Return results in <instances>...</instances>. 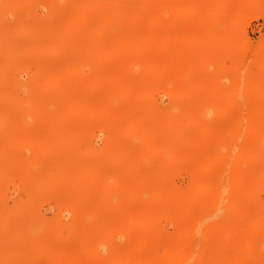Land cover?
<instances>
[{"label":"rangeland","instance_id":"rangeland-1","mask_svg":"<svg viewBox=\"0 0 264 264\" xmlns=\"http://www.w3.org/2000/svg\"><path fill=\"white\" fill-rule=\"evenodd\" d=\"M262 107L264 0H0V264H264V178L212 202Z\"/></svg>","mask_w":264,"mask_h":264},{"label":"bare ground","instance_id":"bare-ground-1","mask_svg":"<svg viewBox=\"0 0 264 264\" xmlns=\"http://www.w3.org/2000/svg\"><path fill=\"white\" fill-rule=\"evenodd\" d=\"M157 6H159L158 4H156ZM160 7V6H159ZM107 9V8H106ZM95 11V10H94ZM103 11H104V9H103ZM118 11H120V10H118ZM105 17V16H104ZM151 17V16H150ZM153 18V17H152ZM118 19V18H117ZM115 21V20H114ZM107 23H108V21H106ZM129 23V22H128ZM127 23V24H128ZM125 24H126V21H125ZM138 25V24H137ZM131 27V26H130ZM136 27V26H135ZM118 28V27H117ZM128 28V27H127ZM146 28V27H145ZM131 32V30H128V32ZM47 32V31H46ZM138 32H139V30H138ZM45 33V32H44ZM134 34V33H133ZM152 34V33H151ZM127 35V34H126ZM74 36V35H73ZM129 36V35H128ZM148 36V35H147ZM125 37V36H124ZM142 37V36H141ZM129 38H131V36H129ZM12 39V38H11ZM133 39V38H132ZM139 39H140V37H139ZM125 40V41H124ZM134 40V39H133ZM123 41L124 42H126V39H123ZM130 41V40H129ZM146 41H147V39H146ZM10 42V41H9ZM141 42H142V39H141ZM145 42V41H144ZM108 43V42H107ZM120 43V42H119ZM115 44V43H114ZM125 44V43H124ZM127 44H129V43H127ZM133 44V43H132ZM131 44V45H132ZM143 44V43H142ZM146 44V43H145ZM121 45V44H120ZM122 46V45H121ZM128 49V48H127ZM126 49V50H127ZM141 49V48H140ZM119 50V49H118ZM122 50V49H121ZM120 50V51H121ZM122 51H124V50H122ZM113 54V53H112ZM117 55H118V52H117ZM142 57V56H141ZM124 59H126V58H124ZM134 59V58H133ZM112 60V59H111ZM122 60V59H121ZM89 61V60H88ZM119 63V62H118ZM127 64V63H126ZM137 65V64H136ZM119 66V65H118ZM161 71H162V69H161ZM117 72H118V70H117ZM115 74H116V72H115ZM114 75V74H113ZM120 75H121V73H120ZM246 77V76H245ZM248 79H249V77H247ZM246 80V79H245ZM251 80V79H250ZM254 81V80H253ZM256 82V81H255ZM258 82V81H257ZM259 82H260V80H259ZM64 87V86H63ZM256 88V87H255ZM253 89V88H252ZM60 90V89H59ZM246 90V89H245ZM256 90V89H255ZM233 91V90H232ZM262 91V90H261ZM247 92V91H246ZM66 94V93H65ZM254 95V94H253ZM261 96V95H260ZM6 97V96H5ZM248 108H251V106L250 107H248ZM262 108H264V107H262ZM102 109H103V107H102ZM237 109V108H236ZM101 110V109H100ZM154 110V109H153ZM243 111V110H242ZM254 111V110H253ZM154 113V112H153ZM249 113H251V112H249ZM100 114V113H99ZM253 114V113H252ZM155 115V114H154ZM156 115H157V112H156ZM161 115V114H160ZM160 115H158V116H160ZM167 115V114H166ZM157 116V117H158ZM163 116V115H162ZM241 116V115H240ZM250 117V116H249ZM108 118V117H107ZM252 119H253V117H251ZM159 119H162V118H159ZM252 119H250V120H252ZM249 120V119H248ZM255 120V119H254ZM163 121V120H162ZM253 121V120H252ZM251 121V123L250 122H248V124H247V127L248 128H253L252 130H254V131H256L255 129H257V131H258V135H256V136H251L252 135V133H251V131H250V133H251V135H250V133L249 134H247V133H244V134H246V136H242V138L244 137V140H243V142L241 141V145H240V149H238V150H240V151H238L239 152V154L238 155H241V154H243V155H246V157L248 156V157H264V126H259V125H257L256 124V122L255 121H253L252 122ZM255 122V123H254ZM233 123V122H232ZM259 123V122H258ZM262 124H264V123H262ZM240 124L238 123L237 124V122L236 123H233L231 126V128H232V130H233V132L234 131H237V129L239 128L238 126H239ZM168 126V125H167ZM204 127V126H203ZM220 127H221V125H220ZM259 127V128H258ZM162 128V127H161ZM160 128V129H161ZM163 128H165V127H163ZM215 128H216V126H215ZM219 128V127H218ZM180 129V128H179ZM200 129V128H199ZM240 129V128H239ZM218 130V129H217ZM159 134H160V132H159ZM163 134V133H162ZM213 134V133H212ZM161 135V134H160ZM208 135V134H207ZM214 136H215V134H214ZM230 136H231V134H230ZM204 137V136H203ZM202 137V138H203ZM208 137V136H207ZM221 137V136H220ZM219 137V138H220ZM218 137H217V139H219ZM235 138V137H234ZM176 139V138H175ZM191 139H193V138H191ZM190 139V140H191ZM213 139V138H212ZM224 139V138H223ZM161 140V139H160ZM160 140H156V142L158 141H160ZM194 140V139H193ZM221 140V139H220ZM177 141V140H176ZM223 141V140H222ZM222 141H220V144L222 143ZM230 141V140H229ZM157 142V143H158ZM160 142H162V141H160ZM159 142V143H160ZM173 142H175V141H173ZM180 142V141H179ZM217 142V141H216ZM231 142V141H230ZM170 144V143H169ZM236 144H237V142H236ZM159 145V144H158ZM164 145H166V144H164ZM163 145V146H164ZM168 145V144H167ZM167 145L165 146V147H167ZM169 146V145H168ZM214 146V145H213ZM170 147H171V145H170ZM154 148V147H153ZM201 148V147H200ZM200 148H199V150H200ZM206 148V147H205ZM167 149H169V148H167ZM231 149V151L232 150H234V148L232 147V148H230ZM142 151V150H141ZM185 151V150H184ZM188 151V150H187ZM194 151V150H193ZM212 151V150H211ZM213 151H214V149H213ZM202 152V151H201ZM200 152V153H201ZM237 151H235V153H236ZM237 152V153H238ZM139 154V153H138ZM144 154V153H143ZM164 154H165V151H164ZM214 154V153H213ZM216 154H217V152H216ZM140 155V154H139ZM210 155V154H209ZM127 156V155H126ZM125 156V157H126ZM142 156V155H141ZM194 156H196V155H194ZM134 157V156H133ZM208 157V156H207ZM211 157V156H210ZM196 158V163H198V164H200V162H201V155H197V157H195ZM210 160H211V158H209ZM131 160H132V158H131ZM133 161V160H132ZM209 161V160H208ZM213 162V161H212ZM229 162V161H228ZM202 163V162H201ZM216 163V162H215ZM233 164L232 165H230V177H229V179L227 180V181H225V182H222V183H216V184H214V187H215V192H216V194H217V196L213 199V201L212 202H215V204L218 206V204L219 203H221V200H222V197H223V195L227 192V191H229V190H233L237 185H238V181H241L242 179H248V183H247V191H250L251 192V190H254L255 188H257V187H259L258 185H259V182L261 181V179L262 178H264V164H262V168H260L259 170H256V171H246V170H244L243 168H242V165H241V163L239 164V163H234V161L232 162ZM230 164V163H229ZM203 165V164H202ZM211 166H212V164H211ZM214 167H215V164L213 165ZM250 166V165H249ZM251 167H252V165H251ZM212 168V167H211ZM216 168V167H215ZM249 168V167H248ZM254 168V167H253ZM130 169V168H129ZM213 169V168H212ZM250 169V168H249ZM120 171V170H119ZM130 172H131V169L129 170ZM153 171V170H152ZM158 171H159V168H158ZM209 171V168H208V170H207V172ZM229 171V170H228ZM112 172V171H111ZM118 172V171H117ZM121 172V171H120ZM119 172V173H120ZM120 175H121V173H120ZM207 175V174H206ZM24 176V175H23ZM112 176V174L109 176V177H107L106 178V180H108V183H107V185L106 186H110L109 184H110V177ZM200 176H201V174H200ZM116 177H119V176H116ZM146 177V176H145ZM121 179H122V177H120ZM117 180V179H116ZM123 180V179H122ZM155 180V179H154ZM219 182V181H218ZM204 183V182H203ZM105 184V183H104ZM80 188H78V189H76L75 190V192L77 191L78 192V190H79ZM71 190H72V188H71ZM70 190V191H71ZM244 190H245V188H244ZM246 191V190H245ZM65 192V191H64ZM74 192V193H75ZM76 192V193H77ZM73 193V192H72ZM79 193V192H78ZM193 194V193H192ZM251 194V193H250ZM72 194H70L68 197H70ZM76 196H78L77 194H75ZM80 196H82L81 194H79ZM88 195V194H87ZM196 195V194H195ZM198 195V194H197ZM183 196H185V194L183 195ZM188 196V195H187ZM189 196H190V193H189ZM188 196V197H189ZM193 196H194V194H193ZM192 196V197H193ZM241 196V195H240ZM84 197H86V195L84 196ZM83 197V198H84ZM187 197V198H188ZM191 197V196H190ZM198 197H199V195H198ZM80 198V197H79ZM196 198V197H195ZM210 198V197H209ZM64 199V198H63ZM66 199V201L65 202H63V204L67 207V208H70L71 210L73 209V210H76L78 207H80L79 205V203H78V201H74V199L73 198H71L70 200L68 199L67 200V198H65ZM78 199V197H76V200ZM192 199V198H191ZM201 199H203L202 197H201ZM248 199V198H247ZM182 200V199H181ZM194 200H196V199H194ZM209 200V199H208ZM83 201V200H82ZM81 202V201H80ZM174 202V201H173ZM200 202V201H199ZM210 202H211V200H210ZM223 202V201H222ZM84 203V202H83ZM202 204V203H201ZM205 204V203H204ZM222 204V203H221ZM63 205V206H64ZM214 205V204H213ZM207 206V205H206ZM212 206V205H211ZM199 207H201V206H199ZM198 207V208H199ZM244 207V206H243ZM66 208V209H67ZM83 207L81 206V209H82ZM208 208V207H207ZM92 209V208H91ZM128 209V208H127ZM162 209V208H161ZM72 210V211H73ZM244 210V209H243ZM130 211V210H129ZM198 211V210H197ZM218 211H219V208H218ZM245 211V210H244ZM162 212V211H161ZM239 213V212H238ZM93 214H94V212H93ZM128 214V213H127ZM220 214V213H219ZM240 214V213H239ZM98 215V214H97ZM196 215V214H195ZM225 215V214H224ZM229 215L230 214H228V217H229ZM249 218V223L252 225V224H255V218H252V216L251 215H249V214H246ZM197 217H195L196 219H194V222H192V220H191V223H192V226H191V229L194 231V232H201L202 230H205L206 228H209L210 226H215V224L218 222V220L217 219H221L222 221V227H221V225H217L218 227H217V229H218V233H219V235H218V237H219V241H221L222 243H224V242H226V236H228L227 234L229 233V232H231L232 231V228L230 227V223H229V221L230 220H223L222 218H220V216L217 214V212H216V210L215 209H206V208H201V210L199 211V213H198V215H196ZM226 217H227V215H225ZM240 216V215H239ZM123 218H124V216H123ZM236 218H238V217H236ZM244 218H246V217H244ZM129 219V218H128ZM146 220V219H145ZM232 220V219H231ZM237 220V219H236ZM246 220V219H245ZM32 221V220H31ZM129 221V220H128ZM233 221V220H232ZM35 222H37V221H35ZM135 222V221H134ZM38 223V222H37ZM115 223V222H114ZM120 224H121V222H120ZM119 224V225H120ZM150 224H151V222H150ZM189 224H190V222H189ZM124 225H126V224H124ZM35 226V225H34ZM45 226V225H44ZM48 226V225H47ZM123 226V225H122ZM147 226V225H146ZM234 226V225H233ZM33 227V226H32ZM187 227H189V225H187L186 226V228ZM221 227V228H220ZM59 228V227H58ZM109 228V227H108ZM110 229V228H109ZM188 229V228H187ZM189 229H190V227H189ZM188 229V230H189ZM190 229V230H191ZM210 229H211V227H210ZM209 229V230H210ZM44 230H45V228H44ZM51 230V229H50ZM66 230V229H65ZM88 230H90V229H88ZM104 230V229H103ZM127 230V229H126ZM154 230V229H153ZM180 230H181V228H180ZM56 231H57V229H56ZM91 231V230H90ZM105 231V230H104ZM121 232H122V230H120ZM192 231V232H193ZM207 231V230H206ZM214 231H215V229H214ZM93 232V231H92ZM110 232V231H109ZM142 232V231H141ZM212 232V231H211ZM95 233V232H94ZM104 232H102L101 234H103ZM154 233V232H153ZM207 233V232H206ZM232 233V232H231ZM91 234V233H90ZM105 234V233H104ZM122 234V233H121ZM215 234H216V236H217V232H215ZM262 234H264V231H262ZM261 234V237H262V239H264V235H262ZM83 235H84V233H83ZM100 235V234H99ZM109 235V234H108ZM197 235V234H196ZM134 236V235H133ZM157 238H158V236H156ZM106 238V237H105ZM139 238V237H138ZM63 239V238H62ZM260 240H261V238L259 237H256L255 239L253 238V237H249V236H247L246 234H242V233H238L237 234V243H238V245L240 246V251H241V249H245V247H248L249 245H251V246H254V248H256L257 250L259 249V247H260ZM100 241V240H99ZM206 241V240H205ZM103 242V241H102ZM106 242V241H105ZM209 242V241H208ZM213 243H214V241H212ZM107 243V242H106ZM143 243H144V241H143ZM201 243V242H200ZM221 243V244H222ZM205 243H203V245H202V243H201V247L203 248V246H205L204 245ZM218 244V243H217ZM51 245V244H50ZM55 245V244H54ZM67 245V244H66ZM133 245V244H132ZM208 245V244H207ZM220 245V244H219ZM234 245V244H233ZM70 246H71V244H70ZM160 246V245H159ZM214 246V245H213ZM226 246V245H225ZM58 247V246H57ZM65 247V246H64ZM206 247V246H205ZM207 248V247H206ZM251 248V247H250ZM218 249V248H217ZM50 250V249H49ZM55 250V249H54ZM60 250V249H59ZM92 250V249H91ZM126 250H129V248L127 247V249ZM176 250V249H175ZM174 250V252H176ZM205 250V249H204ZM94 251V250H93ZM93 251H92V253H93ZM117 251V250H116ZM115 251V252H116ZM125 250H123V252H124ZM240 251H237V253H235L234 254V257L232 258V260L234 261V260H236L237 258H239V260H240V257H238L239 255H240ZM114 252V255L116 254ZM126 252H128V251H126ZM166 252L168 253V251L166 250ZM171 252V251H170ZM173 252V251H172ZM204 252V251H203ZM203 252H201L200 251V253H203ZM53 253V252H52ZM92 253H88V255L89 254H92ZM98 253V252H97ZM129 253V252H128ZM205 253V252H204ZM242 253V252H241ZM262 253H264V252H262ZM127 254V253H126ZM134 254V253H133ZM133 254H132V250H131V252H130V255H128L127 254V256L128 257H130V256H132L133 257ZM181 254H182V252H181ZM185 254V253H184ZM184 254H182V255H184ZM188 254V253H187ZM210 254V253H209ZM66 255V254H65ZM124 254H122V250H121V255H119V257L120 256H123ZM135 255V254H134ZM145 255H146V253H145ZM170 256H171V253L169 254ZM168 255V256H169ZM189 255V254H188ZM197 255V254H196ZM201 255V254H200ZM203 255V254H202ZM202 255H201V257H202ZM215 255V254H214ZM242 255V254H241ZM63 256V255H62ZM127 256H126V261L128 260V258H127ZM136 256V255H135ZM166 257V259H168V258H171L170 260H172V256L170 257ZM209 256V255H208ZM208 256H206V259H207V257ZM125 257V256H124ZM123 257V258H124ZM183 257V256H182ZM189 257V256H188ZM242 257V256H241ZM131 258V257H130ZM129 258V259H130ZM227 258V257H226ZM116 259V258H115ZM152 259V258H151ZM165 259V260H166ZM173 259H175V256H174V258ZM205 259V260H206ZM230 259H231V257H230ZM229 259V260H230ZM122 260V259H121ZM121 260H118L117 259V261H116V263H115V260H114V263L115 264H118V261H119V263L121 264L122 262V264H124V263H126V261L125 260H123V261H121ZM153 260V259H152ZM218 260V259H217ZM211 261H213V259H211ZM242 261V260H241ZM129 262V261H128ZM133 262V261H132ZM221 262H225V263H227L225 260L223 261H221ZM111 263H113V262H111ZM113 263V264H114ZM169 263H170V261H169ZM168 263V264H169ZM205 263H206V261H205ZM208 263V262H207ZM218 263V262H217ZM164 264H167V263H165L164 262ZM171 264V263H170ZM173 264H174V262H173ZM229 264V263H228ZM231 264H233V263H231ZM235 264V263H234ZM236 264H238L237 262H236Z\"/></svg>","mask_w":264,"mask_h":264}]
</instances>
